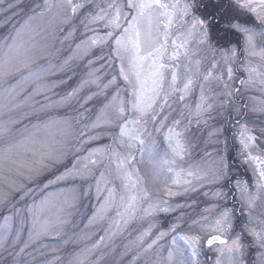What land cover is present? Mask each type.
<instances>
[{"label":"snow or ice","instance_id":"6c2138e0","mask_svg":"<svg viewBox=\"0 0 264 264\" xmlns=\"http://www.w3.org/2000/svg\"><path fill=\"white\" fill-rule=\"evenodd\" d=\"M0 264H264V0H0Z\"/></svg>","mask_w":264,"mask_h":264},{"label":"rangeland","instance_id":"374dc122","mask_svg":"<svg viewBox=\"0 0 264 264\" xmlns=\"http://www.w3.org/2000/svg\"><path fill=\"white\" fill-rule=\"evenodd\" d=\"M256 119V116L255 114H252L250 113L249 114V120L252 121V120H255ZM213 147H217V148H222L223 145H216V146H213ZM178 199H183V198H178ZM201 199H204L203 197H201ZM250 239V238H249ZM68 251L71 250V246H69V248L67 249ZM209 255H214L213 253H209Z\"/></svg>","mask_w":264,"mask_h":264}]
</instances>
